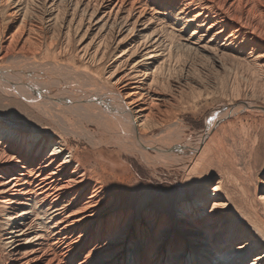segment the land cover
<instances>
[{
    "label": "bare ground",
    "instance_id": "6f19581e",
    "mask_svg": "<svg viewBox=\"0 0 264 264\" xmlns=\"http://www.w3.org/2000/svg\"><path fill=\"white\" fill-rule=\"evenodd\" d=\"M261 138L264 0H0V264H264Z\"/></svg>",
    "mask_w": 264,
    "mask_h": 264
},
{
    "label": "rangeland",
    "instance_id": "374dc122",
    "mask_svg": "<svg viewBox=\"0 0 264 264\" xmlns=\"http://www.w3.org/2000/svg\"><path fill=\"white\" fill-rule=\"evenodd\" d=\"M222 86L217 87L216 90L218 91V93L222 92L223 90L224 92H222V95L226 93L228 94V92L230 93L231 87L229 85L227 86L222 85ZM220 87L224 89L222 90V88ZM226 87H228L227 88L228 91ZM214 88L215 86H211L209 87V90L212 91ZM233 93H235V91ZM208 100L206 101L207 104H205L206 102L204 101L198 104L196 108L182 111V113L179 115L180 121H182L183 125L186 126L185 134H187L186 135L187 137L190 135L194 136L203 132L206 129V127L209 126L212 116L218 110L219 105L225 102L223 99H221V95H216L215 97H213V101L212 98ZM204 104L206 106H201ZM20 108L22 109V107ZM23 109L28 112L31 111L29 108H26L24 106ZM261 140L264 141V138H261ZM262 141L259 145L258 154L256 155L257 158H255L257 159V161L264 160V143ZM72 143L74 145L76 143L80 144L79 147L81 150L87 147V145L84 144V142H76L75 139L72 140ZM86 149H88V151H84L85 156L87 154L88 156L92 157L94 156L95 153L97 154L102 153L105 160L110 161V163L113 166H116L117 173L126 171L125 169H127L130 173H132V175H134L137 181H139V183H141L142 186L144 187L149 186L157 191L169 192L171 190H174L175 187H177L182 181V175L184 174L183 169L178 168L174 170L166 165L157 166V165H151L146 162L143 163L136 157L125 155L123 151H121L116 147H109V148L103 147V148H99L98 150H90L89 148Z\"/></svg>",
    "mask_w": 264,
    "mask_h": 264
}]
</instances>
